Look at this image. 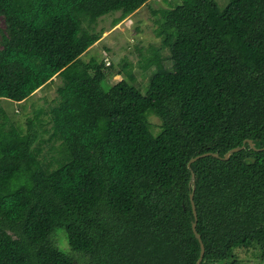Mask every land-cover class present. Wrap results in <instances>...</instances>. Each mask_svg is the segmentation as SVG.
I'll use <instances>...</instances> for the list:
<instances>
[{
    "label": "trees",
    "instance_id": "16d2710c",
    "mask_svg": "<svg viewBox=\"0 0 264 264\" xmlns=\"http://www.w3.org/2000/svg\"><path fill=\"white\" fill-rule=\"evenodd\" d=\"M150 1L0 0V100L60 78L34 114L48 117L49 159L31 120L22 132L0 109V264H195L191 173L200 264H264V151L187 168L245 140L264 148V0L166 2L143 91L128 64L110 85L113 66L81 59L96 23Z\"/></svg>",
    "mask_w": 264,
    "mask_h": 264
},
{
    "label": "rangeland",
    "instance_id": "374dc122",
    "mask_svg": "<svg viewBox=\"0 0 264 264\" xmlns=\"http://www.w3.org/2000/svg\"><path fill=\"white\" fill-rule=\"evenodd\" d=\"M168 1L173 0H151L114 27H112V21L120 15L119 13L110 14L99 19L95 29L97 32L103 31L101 37L98 42L81 56V59L85 62L91 59L97 63L103 62L106 68L109 65L113 66V69L107 72V82L110 85L117 83L122 78H126V71H122V67L124 64L130 65L127 71L132 72V75L136 78L138 84H140L141 91H143L147 74L153 70V68H144V63L147 59L151 58L152 49L158 50L160 48V40L154 36L156 20L159 19V16L154 15L152 12L167 8L166 2ZM215 1L220 9H223L228 3V0ZM3 27V20L0 18V28ZM159 56L165 60L168 58L169 53L166 50H160ZM59 85L60 78L54 77L52 83L41 87L38 91L36 90L24 102L16 103L9 100H0V109L3 111L5 117L10 122H14L11 124H14L22 132L26 130V121L31 120L33 129L38 135L34 146L41 149L40 157L47 159L54 154L49 153V145L45 143L48 139L50 123L46 115H41L38 120L34 114L40 108L47 109L46 107L56 98V88ZM149 123L153 134H157L160 131L159 119L150 115ZM57 232L60 233V231ZM54 241L57 246L66 252L68 251L66 242L63 240L57 241L56 238H54ZM260 262L261 260H259Z\"/></svg>",
    "mask_w": 264,
    "mask_h": 264
},
{
    "label": "water",
    "instance_id": "95a60500",
    "mask_svg": "<svg viewBox=\"0 0 264 264\" xmlns=\"http://www.w3.org/2000/svg\"><path fill=\"white\" fill-rule=\"evenodd\" d=\"M245 144H247L248 147L251 150L264 151V148L263 149L254 148V145H253L251 140H245L243 142L242 146L236 147V148H233V149L229 150L227 153H225L223 155V157H219V155L216 154V153L207 152V153H204V154H200V155H198V156H196L194 158H191L189 160L188 164H187V168L190 169L191 164L195 163L196 161H198L200 159L206 158V157H212V158H215V159H220L222 161H227V160H229L231 155H233L234 153H238L239 151L243 150L244 147H245ZM189 186L191 188V192H190V195H189V200H190L191 210H192V214H193V218H194V220H193V222L191 224V229H192V232H193V234H194L195 238L197 239V241L199 243V246H200L199 257H198V259H197L195 264H200L202 262V258H203V255H204V246H203V244L201 242L200 235L196 231L197 213H196V208H195L194 201H193V195H194V191H195V176H194L193 173H191Z\"/></svg>",
    "mask_w": 264,
    "mask_h": 264
}]
</instances>
